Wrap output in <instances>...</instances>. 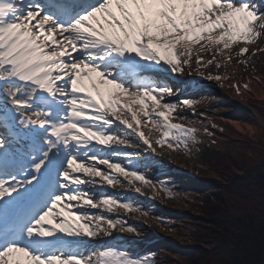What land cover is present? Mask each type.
<instances>
[{
  "label": "snow or ice",
  "instance_id": "1",
  "mask_svg": "<svg viewBox=\"0 0 264 264\" xmlns=\"http://www.w3.org/2000/svg\"><path fill=\"white\" fill-rule=\"evenodd\" d=\"M262 36L254 0H0V264H151L118 247L81 250L117 226L137 234L106 213L149 217L93 186L174 198L167 184L122 163L139 155L127 149L191 152L201 143L199 129L172 122L199 102L168 101L173 88L148 73L184 74L199 45L203 75L201 65L219 68L216 56L230 62L226 50L239 44L242 57Z\"/></svg>",
  "mask_w": 264,
  "mask_h": 264
},
{
  "label": "trees",
  "instance_id": "2",
  "mask_svg": "<svg viewBox=\"0 0 264 264\" xmlns=\"http://www.w3.org/2000/svg\"><path fill=\"white\" fill-rule=\"evenodd\" d=\"M257 78L247 77L245 86L232 88L249 95L257 87L263 97H251L249 105L264 119V70ZM219 115H204L212 137L241 151L222 154L221 163L200 164L204 178L185 175L166 177L160 183L171 187L174 198L191 214L180 218L164 211L157 202L145 207L157 230L175 234L177 242H164L129 253L136 259L151 257V264H264V128L253 112L238 104H218ZM197 129L201 118L196 119ZM220 124L224 130L213 128ZM162 220L164 226L158 222ZM137 229L143 224L129 222ZM149 238L155 233L141 232Z\"/></svg>",
  "mask_w": 264,
  "mask_h": 264
},
{
  "label": "rangeland",
  "instance_id": "3",
  "mask_svg": "<svg viewBox=\"0 0 264 264\" xmlns=\"http://www.w3.org/2000/svg\"><path fill=\"white\" fill-rule=\"evenodd\" d=\"M255 3L258 7H261L262 10H264V5H261L264 4L263 2H260L261 4L257 2ZM239 47L240 45L236 44L233 45L232 49L226 50L232 56L230 62H226L222 56H216V62L220 64L219 68L216 67V63L207 65V67L201 65L200 71L203 73V75H198L196 72L198 66L195 63V58L199 49V45L193 47L192 63L184 74H173L170 71L148 73V75H150L153 79L167 83L173 88L175 95L166 97L168 101L175 103L183 99H189L199 102L195 104L194 108H180L176 113H174V115L185 116L187 118L182 120H172L173 123H179L188 127H197L198 121H196V119L201 118V120H204L202 119L203 116H201V113H204V115H216V113L217 115L220 114L222 110L216 108L218 104L231 106L232 104L238 102L249 105V100L251 97L255 99L263 97L258 93V90H255L257 87L254 88L249 95L242 96L237 94L238 91L236 90V92L232 87H244L245 79L247 77L257 78L260 77V75L263 76L264 36L260 37L256 43L247 45L248 52L242 57H238L236 55ZM200 55L203 56V60L205 62L212 59V54L210 53L204 52L200 53ZM189 72L192 74L189 75ZM209 74L213 76H219L221 79L219 81L215 79L208 80L205 77ZM137 107L139 106H134V110H136ZM253 109L257 112L261 120H263V123H261L258 117L253 113L261 126L264 128V119L255 108ZM193 112H195V115H193ZM200 127L211 128L208 123H201ZM216 127L220 128V130L222 129V131L224 130L223 126L218 123ZM149 128H151V125L143 128L146 136L149 135ZM151 135H156L155 129H152ZM197 138L201 141V143L192 145L191 152H186L182 149L173 150L166 144L163 147L153 144V147L156 149L155 154L152 152H145L143 146H141L140 148L131 149L132 151L139 153L137 157H135L131 162L122 158V163L125 165H129L130 163L131 167L143 173L154 184H158L163 180V178L171 176L174 177L180 173L187 175L188 177L194 176L197 178H204L205 173L200 170V164L211 161H216L220 164L222 161V154L229 152L236 153L242 150L239 145L236 147L228 146L222 140L212 136H207L201 132H198ZM213 141H215V143H213ZM127 151L129 150L127 149ZM137 186L139 187L140 185L137 184ZM105 187L107 189L110 188L107 186ZM117 188L121 189L122 191L113 197L117 199L130 200L132 203L140 207L142 205L146 206L153 199V192L150 188H142V195L136 193L132 188L119 186ZM153 200L161 201L164 204V209L167 208L168 210H172L173 212L177 213L180 218H183L187 214H191L190 209L188 207H184L182 202L177 200H168L163 192H160L158 195H156ZM141 208L145 210L143 206ZM112 213L116 214L115 218L112 217L113 219L119 218L126 220L127 222L137 219V221L143 222L146 227L142 231H148L149 233L156 232V236L149 238L142 233L130 235L126 232H122L120 227L117 226L112 235L109 237L110 240L98 243L97 247L94 249L88 248L91 246V243H84L81 246V250L86 251L89 249L88 251H98L103 247L113 246L121 249L125 248L130 252L136 253L141 248L163 244L164 241L177 242L178 240L175 234H166L160 230H157L155 224L150 221L149 217H144L142 215H138L139 213L134 212L126 213L123 209H116ZM122 238L126 241L130 240L133 243H130V246L126 248L123 246V244H116L114 242V240L117 241ZM90 241L92 242V239H90Z\"/></svg>",
  "mask_w": 264,
  "mask_h": 264
},
{
  "label": "bare ground",
  "instance_id": "4",
  "mask_svg": "<svg viewBox=\"0 0 264 264\" xmlns=\"http://www.w3.org/2000/svg\"><path fill=\"white\" fill-rule=\"evenodd\" d=\"M254 2H257V3L263 2L264 3V0H254ZM261 5L263 6L264 4H261ZM93 187L95 188V190H96L98 195L99 194H104V195H108V196H112V197L114 195H117V194L121 193V191H122L121 189L117 188L118 186H113V187H110L108 189L106 187H104V188H99L98 186H93ZM91 211L100 212L102 210L97 208V209H92ZM106 215H110L111 218L112 217H114V218L116 217V214H114V213H106ZM108 240H110L109 236H104L103 234H101L99 237H96V238L92 239V242L90 241V239L89 240L85 239L84 243H86V244L91 243V246H89L88 248L89 249H94V248L97 247L98 243H101V242H104V241H108ZM95 244H96V246H95ZM89 249H87L86 251H88Z\"/></svg>",
  "mask_w": 264,
  "mask_h": 264
},
{
  "label": "water",
  "instance_id": "5",
  "mask_svg": "<svg viewBox=\"0 0 264 264\" xmlns=\"http://www.w3.org/2000/svg\"><path fill=\"white\" fill-rule=\"evenodd\" d=\"M254 112V114L258 117V119L260 120L261 123H263V120H261V118L259 117V115L257 114L256 111L252 110Z\"/></svg>",
  "mask_w": 264,
  "mask_h": 264
}]
</instances>
